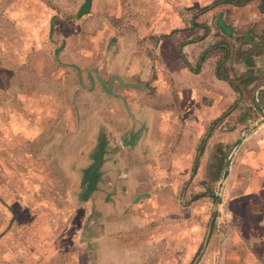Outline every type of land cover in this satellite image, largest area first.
<instances>
[{
	"label": "crops",
	"instance_id": "crops-1",
	"mask_svg": "<svg viewBox=\"0 0 264 264\" xmlns=\"http://www.w3.org/2000/svg\"><path fill=\"white\" fill-rule=\"evenodd\" d=\"M36 1L42 20L52 8ZM65 1L25 26L41 41L7 75L30 98L7 107L6 190L23 193L8 207L25 208L0 234L22 253L7 264H191L178 218L206 189L196 176H224L249 110L219 65L232 33L264 29V0Z\"/></svg>",
	"mask_w": 264,
	"mask_h": 264
},
{
	"label": "rangeland",
	"instance_id": "rangeland-1",
	"mask_svg": "<svg viewBox=\"0 0 264 264\" xmlns=\"http://www.w3.org/2000/svg\"><path fill=\"white\" fill-rule=\"evenodd\" d=\"M42 2L49 4L52 12L47 10L41 20L40 17L35 19L36 16H33V10L35 6H39V1L0 0V234L6 233L14 214L20 215L25 210L23 207H8L10 197L13 202L22 201L23 193L6 190L10 147L7 129L14 114L7 107L9 104L18 107L25 101L29 104L30 98H24V91H8V71L19 66L21 61H18L25 50H28L29 43L39 45L41 41L39 31L31 33L30 38V33L24 31L25 26L32 24L33 29L39 30L42 22H50L51 14L67 8L65 0ZM63 19L66 20L64 23H71L68 18ZM63 33L70 32L59 29L58 36H55L57 43L62 39ZM232 36L225 57L219 65L220 75L240 90L244 95L243 105L249 110L243 119L245 126L233 158L228 159L226 155L229 150H225L223 160L219 162L224 176H196L193 185L197 186L199 180L201 183L206 180V189L201 192L202 198L198 197L199 192L192 194L184 224L178 218V232L191 228V231L186 232L191 234L187 243L180 239L177 250H190L191 261L198 256L195 264H264V29L258 32L232 33ZM34 52L40 56V49ZM41 54H44V61L50 69L51 59L56 57L57 50L45 48ZM38 56L33 59L36 61ZM18 87H22V81L17 79L16 83L11 84V88ZM72 92L64 91L65 99L69 100ZM69 111L64 112L65 120L71 119V115L73 117V112ZM208 162L203 161V166ZM206 225H209V233L202 248ZM11 242L10 253L9 239L3 240L0 246V264H7L9 257L13 259L12 263L20 262L17 257L22 258L21 250H15L19 241L11 238ZM200 249L202 254L199 253Z\"/></svg>",
	"mask_w": 264,
	"mask_h": 264
},
{
	"label": "water",
	"instance_id": "water-1",
	"mask_svg": "<svg viewBox=\"0 0 264 264\" xmlns=\"http://www.w3.org/2000/svg\"><path fill=\"white\" fill-rule=\"evenodd\" d=\"M89 2H90V0H84V1H83L82 5H81L80 12H83V11H85V10L88 8V6H89ZM208 233H209V225H208V228H207V230H206V232H205V235H204V239H203V242H202V245H201L202 248H203L204 245H205V241H206V238H207ZM201 250H202V249L199 250V253L201 252ZM197 258H198V256L195 257V259L192 261L191 264H195Z\"/></svg>",
	"mask_w": 264,
	"mask_h": 264
}]
</instances>
